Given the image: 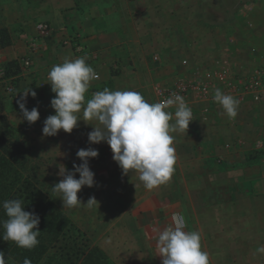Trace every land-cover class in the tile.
<instances>
[{
	"label": "crops",
	"instance_id": "1",
	"mask_svg": "<svg viewBox=\"0 0 264 264\" xmlns=\"http://www.w3.org/2000/svg\"><path fill=\"white\" fill-rule=\"evenodd\" d=\"M49 1L47 10L39 15L50 24L49 35L54 41L40 45L39 53L31 58L33 73L43 75L47 69L46 77L54 65L66 58L89 57L102 65V72L94 70L100 74L99 80L116 83L120 75L108 72L107 65L115 61L135 63L143 58V50L151 40L147 12L153 9L164 17L159 41L170 53L176 47L193 48L184 58L188 66L178 63L170 75L184 74L194 67L207 72L216 61L231 71L248 73L264 59V45L257 46L262 26L249 17L251 6L242 12L247 16L242 17L247 32L239 38L224 21L208 23L200 0ZM24 27L31 36L32 25L26 23ZM74 32L78 33L75 42L84 49L79 54L74 44L64 46L57 41L61 38L64 43ZM240 39L245 44H239ZM10 49L11 45L0 48V60L13 58ZM48 52L51 57L46 55ZM121 68V74L128 72V65ZM167 75L166 72L156 82L172 78ZM213 95L206 104L205 117L197 114L187 133L176 132L171 179L146 189L134 201L139 207L136 238L147 243L156 264H162L156 230L172 225L174 213L183 214L186 232H199L201 248L208 253L210 264H264V254L256 253L258 246H264V152L250 158L251 144L263 139L258 138L259 134L249 136L254 128L264 126V120H259L263 117L264 97L260 102L237 98L238 114L230 119L213 101ZM220 142L223 145L217 146ZM225 144L232 146L226 149ZM213 157L221 159L222 164L211 163Z\"/></svg>",
	"mask_w": 264,
	"mask_h": 264
},
{
	"label": "rangeland",
	"instance_id": "2",
	"mask_svg": "<svg viewBox=\"0 0 264 264\" xmlns=\"http://www.w3.org/2000/svg\"><path fill=\"white\" fill-rule=\"evenodd\" d=\"M48 3L50 4L49 0H0V26H6L13 37L9 51L13 58L9 60L16 59L19 65L18 70L12 68V71L17 70L15 75L6 77L4 65L9 60H0V99L3 104V113L10 122L11 136L21 144L22 154L25 158L24 170L36 178L41 189L73 220L84 234L85 239L93 245L99 246L116 264H156L147 243L136 238L139 207L138 203H134V201L146 191V188L139 180L137 172L130 171L127 175L122 174L121 168L112 159L113 154L106 142L90 143L88 141V133L93 130V127L98 126L97 122L87 121L86 123L83 120V109H81L78 114L81 120L78 121V127H75L71 133L59 130L54 136L42 134L44 120L49 115L55 114V110L50 106V101L55 93L51 91L50 84L46 82L47 69H44L43 75H39V71L38 74L33 73L32 64L25 67L21 66L19 62L26 56L32 58L33 54L39 53L40 45L48 44L50 39L53 40L52 35L41 34L36 28L38 22H48L45 21L47 20L45 17L39 15L47 10ZM246 6H251L250 13L247 12L250 14L251 20L262 26L260 43L257 42L259 47V44L264 45V0H200V7L204 9V18L208 23L224 21L230 24L235 35L239 38L247 32L243 25V18L247 16H243L242 13ZM152 11L160 14L157 9ZM160 16L164 23V17L161 14ZM26 23L32 25L31 32H29L31 36H27L28 31L24 27ZM68 28L74 30L73 26ZM149 29L151 46L144 48V59L141 58L138 60L139 62L135 63L115 61L113 64H108V72L120 75V78L116 83L109 79L92 81L85 93V104L95 92L103 91L105 88L115 91H135L140 93L146 102L155 103L151 89L152 84L160 80L159 78H162L166 72L168 73L166 77L175 76V74L170 75L176 70L175 66L178 63L181 65L182 60L187 58L185 55L189 54L193 48L176 47L172 48L173 51L170 53L168 47L159 41L163 29L158 33L153 31L150 26ZM57 41L62 42V45L65 46L61 38ZM32 42H35L36 45L33 50L30 47ZM240 43H244V41L240 39ZM256 49L258 50L257 47ZM83 50L76 49V53H82ZM46 55L51 57L49 52ZM86 63L94 70L97 69L96 71L99 73L102 72L100 71L102 65L95 64L89 57L86 58ZM123 65H128V72L121 74ZM41 67L43 68V66ZM9 84L14 87L18 98L7 94L6 86ZM27 89L35 91L36 96L32 97L29 94L26 97L25 107L29 111L36 107L40 114L39 119L31 124L23 118L19 105L16 103L21 92ZM262 119L264 120V112L263 117L259 120ZM170 123H175L174 117ZM249 134L253 138L254 134H259L258 138L264 140V126L254 128ZM171 135L178 137L176 132ZM216 145H223V143L220 142ZM86 148L98 150V156L89 158L88 162L90 170L94 173L95 184L92 187L82 186L77 193L78 199L82 203L79 207L63 208L61 199L57 197L58 194L52 191V185L63 178L58 175L59 167L63 165L66 170H73L74 163L76 165L81 163L76 156L77 150ZM263 152L264 146L262 150H256L254 142L251 144V159L261 156ZM210 162H214L216 165L222 164L221 159L216 157L210 159ZM205 163L209 164L208 161ZM74 176L79 178V173H74ZM90 197H95L98 208L96 205L89 206L87 204Z\"/></svg>",
	"mask_w": 264,
	"mask_h": 264
},
{
	"label": "clouds",
	"instance_id": "3",
	"mask_svg": "<svg viewBox=\"0 0 264 264\" xmlns=\"http://www.w3.org/2000/svg\"><path fill=\"white\" fill-rule=\"evenodd\" d=\"M99 78L98 73L86 63V58H66L63 63L54 65L48 73L47 81L55 96L50 106L55 114L49 115L43 122L44 136L57 135L59 130L71 133L78 127L79 113L83 109V120L96 121V127L88 133L90 143L106 142L113 154L112 159L127 175L130 171L139 174V180L146 189L152 190L167 183L174 172L176 161L174 136L171 133H187L192 110L179 94L156 103H148L135 91H103L95 92L85 104V93L90 83ZM20 95L16 103L23 118L30 124L39 119L36 107L30 111L25 107L26 97L36 92L27 89ZM213 101L221 106L224 113L235 119L240 101L221 89H214ZM176 106L175 123H170L173 114L165 109ZM76 156L79 165L73 164V170H66L62 165L58 175L63 178L52 185V191L61 199L63 208L72 209L82 203L77 193L82 186L92 187L95 184L94 173L89 168V158L98 156L94 148L78 149ZM74 173H79L75 178ZM89 206L98 202L95 197L87 200ZM6 220L0 224L4 241L14 242L17 247L31 250L39 244V216L24 210L20 199L3 201ZM173 224L163 230H156V243L162 264H210L209 255L201 248L199 232H186V221L181 213L172 215ZM257 254H264V246H258ZM0 264H8L3 251H0ZM23 264H31L26 257Z\"/></svg>",
	"mask_w": 264,
	"mask_h": 264
},
{
	"label": "trees",
	"instance_id": "4",
	"mask_svg": "<svg viewBox=\"0 0 264 264\" xmlns=\"http://www.w3.org/2000/svg\"><path fill=\"white\" fill-rule=\"evenodd\" d=\"M12 42L8 28L0 26V48L10 46ZM12 68H19L16 59L5 63L6 77L17 73ZM9 126L0 99V205L5 200L20 199L25 211L39 216L40 234L37 237L39 244L31 250L17 247L14 242L0 237V251L4 252L8 264H23L26 257L31 264H116L99 246L85 239L73 220L41 189L36 178L26 173L21 144L13 139ZM6 219L0 206V224ZM3 231L0 226V234Z\"/></svg>",
	"mask_w": 264,
	"mask_h": 264
},
{
	"label": "built area",
	"instance_id": "5",
	"mask_svg": "<svg viewBox=\"0 0 264 264\" xmlns=\"http://www.w3.org/2000/svg\"><path fill=\"white\" fill-rule=\"evenodd\" d=\"M147 17L149 26L153 31L156 33L161 32L162 19L160 14L151 10L147 12ZM36 28L41 34H49L51 31L48 22H38ZM77 36V32L68 35L64 39V44H74L77 49H80L81 47L76 43L78 41ZM34 46H36L35 42H32L30 46L32 50ZM19 63L21 66L29 67L31 58L26 56ZM182 64L187 67V60H182ZM98 75L97 80L100 79V74L98 73ZM216 88L222 89L225 94H230L235 98L242 100L250 98L254 102H260L264 97V59L248 73L231 71L226 64L222 65L220 61H216L214 67L207 72H204L200 67H194L184 74L175 75L165 81L155 82L151 87L155 102L171 98L173 94L181 95L191 108L193 119L197 114L205 117L206 104L212 98ZM6 92L11 97L18 98L12 84L6 86ZM165 111L172 113L175 119V105L165 109ZM224 146L229 148L230 144ZM263 146L264 142L262 140L254 143V149L256 150H262Z\"/></svg>",
	"mask_w": 264,
	"mask_h": 264
}]
</instances>
